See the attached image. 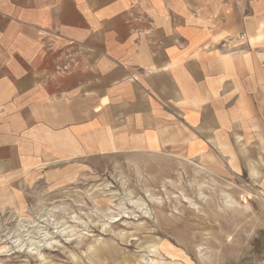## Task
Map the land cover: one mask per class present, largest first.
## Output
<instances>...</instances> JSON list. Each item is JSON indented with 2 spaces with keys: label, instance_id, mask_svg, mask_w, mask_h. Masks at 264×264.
Returning a JSON list of instances; mask_svg holds the SVG:
<instances>
[{
  "label": "crops",
  "instance_id": "1",
  "mask_svg": "<svg viewBox=\"0 0 264 264\" xmlns=\"http://www.w3.org/2000/svg\"><path fill=\"white\" fill-rule=\"evenodd\" d=\"M262 40L264 0H0V174L31 140L81 158L165 150L189 124L213 150L232 113L264 112Z\"/></svg>",
  "mask_w": 264,
  "mask_h": 264
},
{
  "label": "rangeland",
  "instance_id": "2",
  "mask_svg": "<svg viewBox=\"0 0 264 264\" xmlns=\"http://www.w3.org/2000/svg\"><path fill=\"white\" fill-rule=\"evenodd\" d=\"M261 107L214 129L213 150L189 124L165 150L109 143L81 158L28 141L25 164L0 174V264H264Z\"/></svg>",
  "mask_w": 264,
  "mask_h": 264
}]
</instances>
